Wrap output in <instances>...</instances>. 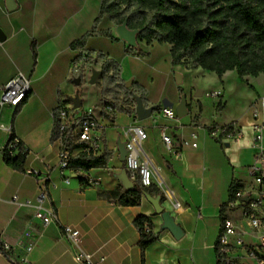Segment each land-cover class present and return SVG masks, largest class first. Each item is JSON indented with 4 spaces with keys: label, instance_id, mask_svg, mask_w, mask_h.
<instances>
[{
    "label": "crops",
    "instance_id": "1",
    "mask_svg": "<svg viewBox=\"0 0 264 264\" xmlns=\"http://www.w3.org/2000/svg\"><path fill=\"white\" fill-rule=\"evenodd\" d=\"M15 2L16 7L9 10L6 0H0V31L3 34L0 93L2 86L18 73L30 78L32 90L14 118L13 130L10 123L14 107L0 105V241L8 246L9 252L6 256L0 250V264H84L75 260V249L62 234L64 225L79 230L81 247L92 254L96 264H141V249L137 245L140 234L133 223L139 215L149 218L151 231L157 237L144 250V264H217L215 244L224 205L229 199V187L243 178V169L251 163L254 153L250 107L254 105L264 117L260 102L264 92L256 94L246 89L247 84L251 85L252 76L244 77L249 101L228 117L230 86L225 79L230 73L238 78L236 72L228 70L219 78L214 72L201 68L185 69L211 74L222 82L211 90L221 91L219 99L208 95L213 100L211 118H203L201 99L197 100L199 106L194 105L193 112L190 104L187 119L184 116L167 119L160 114L159 108L141 120L131 119V116L136 117L135 113L127 114L128 125L142 126L147 133L139 155L148 159L152 184L163 196L161 205L183 232L181 238L175 239L169 230L162 228L161 215L154 212L145 195L137 206H122L98 194L99 191L117 190L121 185L116 175L123 168V162L119 160L117 144L107 146L104 136L105 125L112 124L116 118L110 120L101 112L96 115L101 124L104 150L112 152L106 167L89 170L71 167L62 172L57 167L59 146L52 138L53 111L59 102L77 95L75 85L79 82L75 79L80 56L91 52L96 59L97 53H101L119 64L120 79L126 81L133 75L123 72V65H128L135 54L125 51L126 44L119 38L116 24L105 15L94 24L101 0ZM92 27L97 32L110 31L113 38L91 35L82 49H71L70 43ZM114 44H122V53L115 51ZM157 45L165 47L171 63L168 43L153 41L147 44L138 40V47L144 53L142 58H150ZM96 60L92 66L100 67L101 60ZM177 66L171 65L167 71L170 84ZM130 79L145 90L147 107L160 105L165 93L151 103L147 99L149 87L135 81V77ZM170 99L175 101L178 95ZM218 102L219 109L216 108ZM234 121L242 130L241 138L220 143L208 134L209 126ZM128 125L116 127L120 142L126 139L124 128ZM163 128L172 138L174 151L164 148ZM11 131L26 148L24 171H16L4 162L3 148ZM44 176H49V181L55 185H48L49 201L45 205L52 207L57 215L56 222L46 225L34 217L36 195ZM64 178H69V182L65 183ZM89 180L97 184H89ZM14 196L17 201L13 200ZM25 201L30 204H19Z\"/></svg>",
    "mask_w": 264,
    "mask_h": 264
},
{
    "label": "trees",
    "instance_id": "2",
    "mask_svg": "<svg viewBox=\"0 0 264 264\" xmlns=\"http://www.w3.org/2000/svg\"><path fill=\"white\" fill-rule=\"evenodd\" d=\"M103 15L116 25L126 20L129 28L139 30L137 40L147 44L153 41L170 44L172 66L201 68L214 72L219 78L226 71L234 70L242 81L245 76L264 74V0H101L94 24ZM96 34L113 38L110 31L97 32L92 27L80 38L73 40L70 48L82 49L87 38ZM134 50H139V47H125L127 52ZM90 53H84L86 61L83 64L92 66L97 63V58L101 60L100 73L104 77L103 84H106L101 88L102 91L112 88L110 85L113 83L114 87L121 88L131 98L139 96L144 103L145 90L138 83L132 81L130 86H126V83L119 84L117 78L120 66L116 61L101 53H97V58L94 59ZM141 53L144 54L142 51ZM80 60L81 56L79 62ZM78 80L80 81L79 78ZM23 101L13 110L11 130ZM219 105L220 102L216 105L217 109ZM158 108L159 106H154L153 111ZM111 111L112 108L102 110L101 113L104 114L103 117H109L107 112ZM214 125L216 124L209 126L207 130ZM14 136L11 131L3 148L4 162L16 171H24L26 151L23 144L19 142L15 152L9 148ZM111 153L108 149L99 156L78 153L71 159L69 167L82 170L106 167ZM80 180L83 181L82 176ZM133 185L131 190H125L120 185L117 190L99 191L98 194L122 206L139 205L143 195L160 196L161 200L163 198L159 188L153 184L144 187L136 179ZM238 186L236 182H232L229 198ZM133 223L140 234L137 245L141 249V264H144V250L157 237L151 231L152 223L147 216L139 215ZM3 246L0 241V250L8 256L9 252ZM215 252L217 264H222L218 239Z\"/></svg>",
    "mask_w": 264,
    "mask_h": 264
},
{
    "label": "built area",
    "instance_id": "3",
    "mask_svg": "<svg viewBox=\"0 0 264 264\" xmlns=\"http://www.w3.org/2000/svg\"><path fill=\"white\" fill-rule=\"evenodd\" d=\"M85 61L86 55L83 54L79 65ZM31 90L30 78L18 73L2 86L0 105L15 108L26 99ZM210 96L219 99L221 91H211ZM260 102L264 108V96L260 98ZM105 109L111 110L108 106ZM159 109L163 117L170 120L176 118L173 108L159 105ZM133 110L135 113V106ZM250 111L254 153L251 163L243 169V178L235 181L239 185L238 188L224 205L218 236L222 264H264V117L254 105L250 107ZM53 120L52 138L59 146L57 167L61 172L70 168L71 159L78 153H87L92 156H99L103 153L101 124L92 108L85 109L82 103L79 107H74L73 101L66 99L55 107ZM208 134L223 143L241 138L242 130L234 121L225 125H214ZM124 135L126 139L123 143L126 154L123 168L130 181L134 183L136 179H139L142 186L148 187L153 182L152 173L148 159L139 155L147 133L142 126L128 125L124 128ZM161 141L167 151H174L172 138L166 133L165 128L161 131ZM19 142L20 140L14 136L9 148L15 152ZM23 148L26 151V148ZM63 180L65 183L69 182V178ZM89 184L96 185L97 181L89 180ZM48 185L55 186L49 181V176L42 177L36 195L34 217L39 219L43 225L57 221L54 209L45 205V202L49 201ZM13 200L17 201V197L14 196ZM19 204L28 205L30 201ZM62 234L75 249L74 258L77 262L96 264L92 259V254L82 249L79 230L64 225ZM3 248L7 250L8 246L4 245Z\"/></svg>",
    "mask_w": 264,
    "mask_h": 264
},
{
    "label": "rangeland",
    "instance_id": "4",
    "mask_svg": "<svg viewBox=\"0 0 264 264\" xmlns=\"http://www.w3.org/2000/svg\"><path fill=\"white\" fill-rule=\"evenodd\" d=\"M128 8H126L127 10ZM127 46V45H126ZM116 52L122 53L123 47L122 44H114L112 46ZM135 58L130 60L128 65H123V72H131L133 75L129 77V80L132 77H135V81L141 82L143 85H147L150 90L148 101L154 103L161 94L165 93L166 95L163 98L171 101L170 98L178 95L177 100H172L173 110L177 106L180 96L184 95L188 108L192 104V112L194 111V105L199 106L198 99H201L204 107V119H209L212 117L211 108L213 107V100H211L210 91L215 87L222 84L217 78L207 73H198L194 71H186L185 67L182 65L177 66L174 69V72H178L183 76V80L179 85L175 84L174 78L171 80V84L168 82L167 71L171 68V63L169 60V55L164 46L157 45L154 48L153 55L150 58L143 59L142 53L139 50H134ZM92 69H99V66L89 67L87 64H80L78 68V73L76 78H79L80 81L78 85H75V94L81 100L82 107L85 109L92 108L93 112L97 115L102 110H105L106 105L112 108L109 114V119L116 120L112 124L105 125V139L107 141V146H112L117 144L118 135L116 133V127L123 124L128 125L129 118L127 114L131 113L133 107L135 106V99L126 95L121 88L114 87L112 83L110 86L112 88L102 91L101 88L106 86L103 84L104 77L100 74L96 83H89V78H87V72H89V77ZM118 81L120 83H125L126 81L120 80L118 76ZM226 82L230 86V90L227 95L228 99V110L227 117L236 113L241 104L249 101L250 94L246 89L252 90L254 93L264 92V74H259L258 76H252L249 80L251 85H246L244 81L236 78L234 74L230 73L226 76ZM151 81V82H150ZM246 85V89L244 86ZM254 86V87H253ZM198 92H201V95H197ZM209 95V96H208ZM217 99V98H215ZM147 102L144 99V106L147 107ZM104 116V114H102ZM185 119L188 118L185 115ZM182 117V118H184ZM137 118L131 116V119ZM138 120V119H137ZM111 150V149H110ZM117 155L115 154V159Z\"/></svg>",
    "mask_w": 264,
    "mask_h": 264
},
{
    "label": "water",
    "instance_id": "5",
    "mask_svg": "<svg viewBox=\"0 0 264 264\" xmlns=\"http://www.w3.org/2000/svg\"><path fill=\"white\" fill-rule=\"evenodd\" d=\"M6 5L9 10H12L16 7L15 0H6ZM116 31L118 33L119 38L129 47H137L138 46V40H137V34L139 33V30L137 29H131L127 26V21L124 20L122 23L116 25ZM3 38V34L0 31V40ZM100 70L99 69H92L91 74L89 77V83L94 84L98 80V77L100 76ZM175 82L177 85H179L182 82V75L178 72H175L174 74ZM75 82L78 83V78L75 79ZM126 86H130L132 83V80L129 79L126 82ZM73 103L74 107H79L81 105V100L78 97V95L70 98ZM135 115L138 120L144 119L148 117L153 112V107L158 106H144V103L142 99L139 96H135ZM160 105L163 107H169L173 108V103L169 101L166 98H163L161 100ZM188 104L186 102V98L184 95L180 96V100L175 107V113L178 118H181L188 114ZM117 149L119 152V160L124 161L126 149L124 148V143L120 142L118 140L117 142ZM117 179L120 181V184L125 190H131L133 189L134 185L133 182L130 181L128 178V175L126 173V170L124 168L121 169V171L116 175ZM147 200L151 203V205L154 208V212L156 214H160L162 218V228L167 229L171 232L173 237L175 239H179L182 237L183 232L179 225H177L172 216L169 214L168 211L164 209V207L161 205V198L160 196H151V195H145ZM245 199V198H244Z\"/></svg>",
    "mask_w": 264,
    "mask_h": 264
}]
</instances>
